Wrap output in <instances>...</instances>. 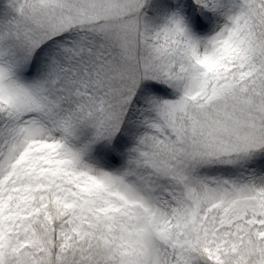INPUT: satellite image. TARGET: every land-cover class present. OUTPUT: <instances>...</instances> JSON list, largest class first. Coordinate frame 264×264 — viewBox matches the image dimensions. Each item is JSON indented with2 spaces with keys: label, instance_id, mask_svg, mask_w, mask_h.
Listing matches in <instances>:
<instances>
[{
  "label": "snow or ice",
  "instance_id": "1",
  "mask_svg": "<svg viewBox=\"0 0 264 264\" xmlns=\"http://www.w3.org/2000/svg\"><path fill=\"white\" fill-rule=\"evenodd\" d=\"M0 264H264V0H0Z\"/></svg>",
  "mask_w": 264,
  "mask_h": 264
}]
</instances>
